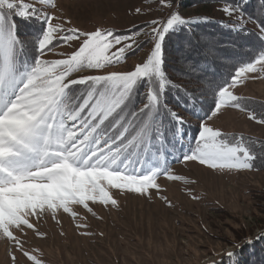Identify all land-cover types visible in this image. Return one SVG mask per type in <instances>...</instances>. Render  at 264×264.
Wrapping results in <instances>:
<instances>
[{
    "label": "snow or ice",
    "instance_id": "obj_1",
    "mask_svg": "<svg viewBox=\"0 0 264 264\" xmlns=\"http://www.w3.org/2000/svg\"><path fill=\"white\" fill-rule=\"evenodd\" d=\"M158 2L171 9L167 17L121 32L82 29L57 0H0V239L14 249L11 264H19L17 253L44 264L26 245L28 230L46 236L37 227L46 216L83 219L74 206L95 216L90 202L118 207L113 190L151 198L161 176L189 183L173 174V162L222 173L264 164L256 139L214 123L238 110L264 125V101L238 94L264 74V0H217L227 20L185 17L179 0ZM206 24L244 43L197 31ZM145 45L138 63L113 70ZM178 71L200 86L174 81ZM243 243L212 264H239Z\"/></svg>",
    "mask_w": 264,
    "mask_h": 264
},
{
    "label": "rangeland",
    "instance_id": "obj_2",
    "mask_svg": "<svg viewBox=\"0 0 264 264\" xmlns=\"http://www.w3.org/2000/svg\"><path fill=\"white\" fill-rule=\"evenodd\" d=\"M183 2L179 0V10L185 17L207 15L228 19L217 10V0L189 7ZM57 3L74 25L86 30L103 26L126 32L134 25L139 30L145 22L165 18L171 11L158 0H57ZM136 8L141 12L136 13ZM246 26L255 28L251 23ZM148 47L130 54L124 64L113 70L130 69ZM261 75L262 78L239 87L238 94L264 101V74ZM214 123L225 131L264 139V125L238 110L227 111ZM172 169L173 174L185 177L189 183L161 176L157 181L160 190H151V198L113 190L118 207L90 202L95 216L82 206L74 208L83 219L73 220L61 212L57 223L46 216L37 224L46 236L39 237L28 230L26 248L44 264H212L221 260L234 244L253 241L264 232V170L222 173L196 162H173ZM162 197H167V201ZM81 223L88 227L77 229L76 224ZM84 231L93 235L79 234ZM10 250L14 249L0 239V264H11ZM17 258L19 264H32L22 254L17 253Z\"/></svg>",
    "mask_w": 264,
    "mask_h": 264
},
{
    "label": "trees",
    "instance_id": "obj_3",
    "mask_svg": "<svg viewBox=\"0 0 264 264\" xmlns=\"http://www.w3.org/2000/svg\"><path fill=\"white\" fill-rule=\"evenodd\" d=\"M183 1H184L183 4L185 5V7H189V6H192L195 4H199V3H204V2L206 3L207 1H211V0H183ZM212 19L219 20V19H215V18H212ZM225 20H227V19H225ZM17 23H21V21L19 19H17ZM21 27L23 29V27H24L23 24H21ZM247 28L254 29L252 27H247ZM197 31L198 32H206L208 34L214 35L215 38L217 40H219L221 44H228L229 42H236L239 45V44L244 43V41H242L240 39V37L236 36V34H234V33L229 34L226 30L221 29L218 24H206V25L201 26V28L197 29ZM253 40H254V38H253ZM223 51L225 53H230L231 49L226 48ZM176 67H177V69H179L180 65H177ZM172 78L174 81H176V82H178V83H180V84H182V85H184L190 89L197 88L200 86L195 77H187L181 71L174 73ZM254 100L255 101H261V100L256 99V98H254ZM176 110L180 111L181 114L187 118L191 117V118L195 119V117L191 116L190 113L185 112L183 109L177 108ZM193 122H195V120H193ZM247 136H251V135H247ZM251 137L256 139L258 142L256 145H254L255 150L258 153H264V148H262L260 146L261 143H264V139L258 138L255 136H251ZM253 170H264V164H261L260 161L258 160L257 166ZM238 253H239V255H238L239 264H264V239H255L254 238L253 242L251 244L245 243L241 249H238Z\"/></svg>",
    "mask_w": 264,
    "mask_h": 264
}]
</instances>
